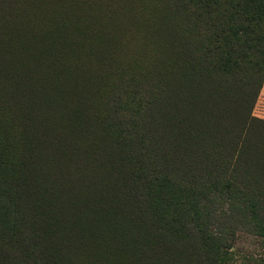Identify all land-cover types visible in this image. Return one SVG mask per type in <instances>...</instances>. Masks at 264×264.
Returning a JSON list of instances; mask_svg holds the SVG:
<instances>
[{"label": "trees", "instance_id": "obj_1", "mask_svg": "<svg viewBox=\"0 0 264 264\" xmlns=\"http://www.w3.org/2000/svg\"><path fill=\"white\" fill-rule=\"evenodd\" d=\"M138 1L150 20L140 19L134 0H39L38 30L24 29L20 3L11 7L7 51L17 65L21 37L26 70L12 98V134L0 139V264H61L78 222L65 211H79L70 201L80 189L102 193L95 199L102 211L90 210L96 219L121 193L135 236L187 243L210 231L195 188H224L232 193L236 223L247 217L264 236V145L251 132L258 117L249 111L237 120L226 112L227 92L236 87L229 78L253 84L249 102L246 88L241 98L251 112L256 104L264 78V0ZM86 19L100 23L95 42L79 24ZM151 44L158 53L150 68L122 71L123 59L133 61L136 50ZM27 72L38 76L27 81ZM208 140L218 148L229 143L226 153L205 154ZM40 160L56 168L66 199L29 175L26 168L35 172ZM84 168L97 178L84 181L78 173ZM59 238L64 244L53 243ZM209 239L210 249L221 248Z\"/></svg>", "mask_w": 264, "mask_h": 264}, {"label": "rangeland", "instance_id": "obj_2", "mask_svg": "<svg viewBox=\"0 0 264 264\" xmlns=\"http://www.w3.org/2000/svg\"><path fill=\"white\" fill-rule=\"evenodd\" d=\"M134 1L137 3H135V8L139 6L138 14L140 19L150 20L151 15L148 9L144 8L142 2L138 0ZM152 2L155 3L154 0H150V3ZM19 3L22 13L24 10V17H26L24 20V29L28 24L38 30V26L41 24V19H39L38 15V11H40L39 0H0V139L12 134V128L10 127L11 116L13 115L11 107L12 98L19 94L21 87L18 86V83H23V73L26 70V63L23 64L22 60L21 37L16 41V65L12 63L14 62L11 60L12 55L7 51L8 38L12 37V35L4 34L5 30L12 32L13 25H9L8 23L14 14L11 7L13 4L17 5ZM145 3H149L148 0ZM95 10L97 9L92 8L90 13L92 16ZM21 21L22 15L16 23L20 28ZM94 23L95 21L91 22L88 19H86V22H79L80 25L84 26L85 34L87 33L86 38L91 36V42H95L94 35L100 25V23ZM129 30H132V27H129ZM105 42L107 43L106 39ZM106 43H96V46L98 49H104L107 47ZM157 53V48L153 44L142 50H136L133 53V61L131 59H123L122 71H126L130 67L132 71L150 68L151 65L149 63ZM83 60L85 61L87 58L84 57ZM26 76L27 81H31L38 75L27 72ZM235 78H229L227 81L228 83H234L236 87L234 90L227 92L230 103L228 104L229 107L226 109V112L229 113L230 118L237 120H241V117L245 113L249 115V111L250 115L253 114L258 117L254 118L252 122L251 132L264 145V78L259 87L258 98L252 112L249 110V106L247 107L248 104H246V108H243L245 102L241 98V89L246 88L250 91V98L247 99L249 102L253 95L254 85L252 84L249 87L245 81L238 79V77ZM168 141L173 146L172 138H169ZM177 145L176 143L173 146L174 149ZM221 146V148H218L216 143L208 140L201 150L205 154L210 153L212 157L216 158L218 155L226 153L229 143H223ZM184 152L183 150L176 153L177 157L182 158ZM185 157H188V153ZM204 159L206 158L204 157ZM37 164L39 170L37 165H34L35 172H30L29 167L26 168L29 175L45 182L49 191L53 192V195H57L60 200L66 199L60 193L63 184L55 175L56 168H52L53 165L47 166L48 162L44 164L41 160L40 162L37 161ZM61 164L64 166L65 162H61ZM42 167L46 168L42 169ZM47 167L49 168L47 169ZM48 170L49 172H47ZM100 171L98 170L97 172ZM78 173L84 181L97 178L94 175L95 173H91L86 168L81 169ZM89 174L91 176L87 178ZM212 187L214 186L205 187L203 190L195 188L198 193L194 197V200L196 203H199L201 209L203 211L208 210L210 215L206 219L208 229L210 230L208 238L201 237L198 242V239L189 237L187 243H183V241L175 243L171 240L161 243L156 240L158 242L156 243V241L135 236L134 230L130 225L131 223L124 218L123 210L121 209L122 206L120 207L119 204L122 199L121 193H114V208L108 209L104 216H102V220L96 219L93 213L101 212L102 210L96 204L95 199H98L102 193L95 194L93 192L94 189L90 188L92 192L86 191L89 196L84 203V198L86 197L85 189H80L75 196L71 197L70 201L79 211H65L69 217L78 219V222L77 230L73 229L72 231L71 229L69 235L71 236L70 241L73 239L71 251L61 256L64 260L61 261V264H264V236L259 234L261 230L258 226L255 227L251 219L249 220L247 217L240 224L236 223L233 212L234 202L232 193L226 191L224 188ZM68 190L69 188L66 187L64 193L68 194ZM93 196L96 197L93 199L91 198ZM113 198L109 199L110 203L105 206L106 208L111 206ZM94 208V212H90ZM127 211L129 210L127 209L125 212ZM116 217L118 218L117 220H115ZM70 220L67 221L68 225ZM60 228H64L63 225ZM209 236L216 238V243L218 241L222 244L221 248L218 247L219 250L210 249L211 242ZM194 240L196 241L194 242ZM56 242L64 244V240L61 238L56 239L53 243ZM204 243H207V245H204ZM58 250L61 253L65 251L62 247L58 248Z\"/></svg>", "mask_w": 264, "mask_h": 264}, {"label": "bare ground", "instance_id": "obj_3", "mask_svg": "<svg viewBox=\"0 0 264 264\" xmlns=\"http://www.w3.org/2000/svg\"><path fill=\"white\" fill-rule=\"evenodd\" d=\"M24 25V24H23ZM16 27V26H15ZM27 27V26H26ZM63 27V26H62ZM18 30V29H17ZM19 36V35H18ZM29 39V38H28ZM19 40V39H18ZM26 41V40H25ZM22 44V43H21ZM23 46V45H22ZM32 49H34V48H32ZM35 52V51H34ZM28 54H30V53H28ZM32 58V57H31ZM27 60H28V57H27ZM34 67V66H33Z\"/></svg>", "mask_w": 264, "mask_h": 264}]
</instances>
